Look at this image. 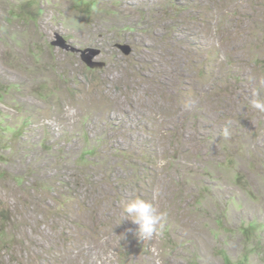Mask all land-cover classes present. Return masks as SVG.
<instances>
[{"label":"rangeland","instance_id":"374dc122","mask_svg":"<svg viewBox=\"0 0 264 264\" xmlns=\"http://www.w3.org/2000/svg\"><path fill=\"white\" fill-rule=\"evenodd\" d=\"M255 91L264 0H0V264H264Z\"/></svg>","mask_w":264,"mask_h":264},{"label":"clouds","instance_id":"9594fccd","mask_svg":"<svg viewBox=\"0 0 264 264\" xmlns=\"http://www.w3.org/2000/svg\"><path fill=\"white\" fill-rule=\"evenodd\" d=\"M250 104L253 109L264 112V98H261L259 91L253 92ZM223 136L225 138L230 136L227 127L223 130ZM124 212L134 224L138 225L137 235L141 240H150L161 234V222L165 219L166 213L158 212L153 203L137 197L126 203Z\"/></svg>","mask_w":264,"mask_h":264},{"label":"water","instance_id":"95a60500","mask_svg":"<svg viewBox=\"0 0 264 264\" xmlns=\"http://www.w3.org/2000/svg\"><path fill=\"white\" fill-rule=\"evenodd\" d=\"M53 45H55L57 47H61L62 49L66 50V51L81 53L83 61L90 68L102 66L101 63H97L94 61L100 55V51H98V50H95V49H86L84 51L77 50L76 48L69 46L65 42V40L62 37H60L59 35L57 36V41H55L53 43ZM119 48L123 49V51L127 54L130 52V48L127 46H121L120 45Z\"/></svg>","mask_w":264,"mask_h":264},{"label":"trees","instance_id":"16d2710c","mask_svg":"<svg viewBox=\"0 0 264 264\" xmlns=\"http://www.w3.org/2000/svg\"><path fill=\"white\" fill-rule=\"evenodd\" d=\"M223 258H224V261H225V264H235L229 256L226 255L225 252H221Z\"/></svg>","mask_w":264,"mask_h":264}]
</instances>
